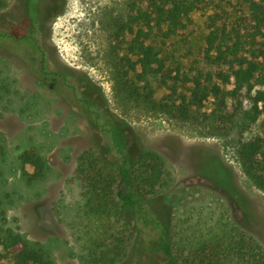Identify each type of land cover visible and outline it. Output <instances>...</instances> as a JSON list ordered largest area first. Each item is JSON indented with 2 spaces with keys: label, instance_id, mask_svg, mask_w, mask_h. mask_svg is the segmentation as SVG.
Listing matches in <instances>:
<instances>
[{
  "label": "trees",
  "instance_id": "16d2710c",
  "mask_svg": "<svg viewBox=\"0 0 264 264\" xmlns=\"http://www.w3.org/2000/svg\"><path fill=\"white\" fill-rule=\"evenodd\" d=\"M196 12L209 13L204 45L194 56L189 28ZM109 30L107 61L119 98L181 123L211 121L242 135L261 120L264 130V0H126ZM39 41L0 25V50L11 49L35 77L56 74V90L74 98L73 86L49 67L53 56ZM154 84L166 90L158 100ZM98 133L103 143L80 153L70 178L80 190L73 224L78 264H121L136 240L156 245L160 264H264V247L222 203L181 218L154 214L148 205L163 185L161 156L139 146L125 151L123 132ZM1 141L0 131V163ZM15 154L27 184L44 179L46 163L36 148L16 147ZM237 157L246 177L264 191V132L240 138ZM0 264H55L41 244L9 226L1 198Z\"/></svg>",
  "mask_w": 264,
  "mask_h": 264
},
{
  "label": "rangeland",
  "instance_id": "374dc122",
  "mask_svg": "<svg viewBox=\"0 0 264 264\" xmlns=\"http://www.w3.org/2000/svg\"><path fill=\"white\" fill-rule=\"evenodd\" d=\"M125 3L6 0L1 8L0 25L11 26L15 35L28 33L32 21L38 26L41 13L54 12L44 38L38 33L36 38L48 56H53L49 67L65 75L75 94L73 98L52 91L49 81L38 83L27 63L11 49L0 50V131L4 148L0 198L9 226L41 244L55 264H78L80 251L73 224L78 221L80 190L70 178L80 153L103 143L98 132L120 131L125 136V151L139 146L159 154L164 162L159 196L148 205L154 214L181 218L200 206L206 213L222 203L233 220L264 247V191L246 177L237 157L240 138L263 134L261 120L240 135L237 128L222 129L211 121L181 123L119 98L107 51L110 21L124 12ZM208 13L192 15L189 30L194 56L204 45ZM154 90L157 100L166 93L156 84ZM209 107L207 103L205 110ZM92 110L100 115H92ZM30 146L46 163L44 179L33 184H27L15 154L16 147ZM24 170L32 173L30 166ZM121 264H160L156 245L133 241Z\"/></svg>",
  "mask_w": 264,
  "mask_h": 264
},
{
  "label": "flooded vegetation",
  "instance_id": "af4514ba",
  "mask_svg": "<svg viewBox=\"0 0 264 264\" xmlns=\"http://www.w3.org/2000/svg\"><path fill=\"white\" fill-rule=\"evenodd\" d=\"M53 15H54V12H52L50 10L46 11V14L45 13H43V14L41 13L39 15L40 16L39 17L40 21L39 20L38 21L40 22L39 25L41 26V28H40V31L38 32L39 33L38 35H40L43 38L45 36L44 34L46 33L45 32V27L49 23V21L51 20ZM27 18L32 21V19L30 17H28V15H27ZM34 22L32 21L31 28L29 29V32L26 33V34H30V35L36 36V34H37L35 32L36 25H34L35 24ZM31 60L33 61L34 57H32ZM27 67H29V66L27 65ZM28 71H29V69H28ZM53 72H56V71H53ZM29 73L31 74V71ZM56 73H59V72H56ZM60 73H62V72H60ZM32 77H33V80H35L38 83L43 84V85L46 84L49 81L48 88L50 90H52V91H54L56 89V83H57L56 80L58 78L56 74L43 75L41 77H35V76H32Z\"/></svg>",
  "mask_w": 264,
  "mask_h": 264
}]
</instances>
